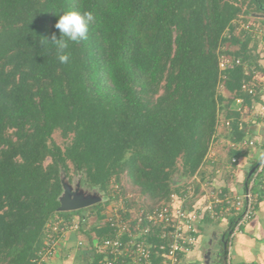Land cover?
Wrapping results in <instances>:
<instances>
[{
	"label": "trees",
	"instance_id": "obj_1",
	"mask_svg": "<svg viewBox=\"0 0 264 264\" xmlns=\"http://www.w3.org/2000/svg\"><path fill=\"white\" fill-rule=\"evenodd\" d=\"M65 11H89L93 21L61 64L40 38L59 36ZM252 14H264V0H0V264H30L50 224L84 218L58 211L74 179L111 196L126 173L147 210L189 187L175 178L202 181L218 122L236 136L239 115L229 109L259 101L254 78L264 65L251 46L254 25L241 18ZM222 56L232 59L225 70ZM106 206L93 205L98 224L80 228L90 245L107 235ZM234 220L212 264H227Z\"/></svg>",
	"mask_w": 264,
	"mask_h": 264
},
{
	"label": "built area",
	"instance_id": "obj_2",
	"mask_svg": "<svg viewBox=\"0 0 264 264\" xmlns=\"http://www.w3.org/2000/svg\"><path fill=\"white\" fill-rule=\"evenodd\" d=\"M231 60L222 56L219 69L225 70ZM242 89L248 90L249 94L252 92L246 85ZM224 126L229 127V123L226 122ZM253 146L252 141H243L231 143L230 148L238 150ZM235 164L236 159L232 158L224 170L231 180L235 174ZM197 182L199 193H195L194 185L189 186L172 193L161 208L124 211L114 206L104 207L100 225L107 229V235L89 244L87 264L92 263L95 257L98 258L97 264H183V256L197 245L206 223L227 225L229 219L234 218L228 234L229 244L232 237L240 233L256 214L257 191L264 189V158L255 165L240 194L227 191L210 181ZM83 217L81 220L76 216L70 223L57 220L50 224L43 247L30 264H45L53 258L66 235L77 234L84 227L87 217ZM84 242L81 237L75 248L82 247Z\"/></svg>",
	"mask_w": 264,
	"mask_h": 264
},
{
	"label": "crops",
	"instance_id": "obj_3",
	"mask_svg": "<svg viewBox=\"0 0 264 264\" xmlns=\"http://www.w3.org/2000/svg\"><path fill=\"white\" fill-rule=\"evenodd\" d=\"M254 80L261 87L259 101L252 102L250 106L242 104L241 100L233 103L229 110L239 115L237 135L229 136L223 124H220L218 135L210 145L207 162L201 169L204 179L200 182L210 181L235 194H240L244 190L246 178L255 165L264 158V75H256ZM243 141H252L254 146L238 150L230 148L231 143L238 144ZM232 158L236 159V164L235 174L231 180L224 170ZM258 191L255 216L244 225L240 233L232 237L228 244V264H264V189ZM86 212L81 215L84 216ZM87 214L89 213L87 212L85 216ZM225 229H227L226 223H206L201 229L197 245L183 256V264H201L198 259L200 251L203 255V263L206 264L204 257L207 251H210V255L214 254L213 249L224 237ZM78 239H81L79 233L67 234L59 243L54 257L48 259L45 264H82V262L87 264V252L83 254V251L75 248ZM208 264L212 262L209 260Z\"/></svg>",
	"mask_w": 264,
	"mask_h": 264
},
{
	"label": "rangeland",
	"instance_id": "obj_4",
	"mask_svg": "<svg viewBox=\"0 0 264 264\" xmlns=\"http://www.w3.org/2000/svg\"><path fill=\"white\" fill-rule=\"evenodd\" d=\"M241 18H242V20L246 21V23H245L246 24V28H248L250 25L251 26L254 25L256 36H254V43L251 44V46H256L255 53H256V55L258 57V63L260 65H264V38H263L264 28L262 26V22L264 21V14L263 15L262 14H257V15L256 14L255 15L252 14L250 16H247V17L244 16V17H241ZM229 49L234 50L235 48L229 47ZM219 91H223L221 87L219 88ZM220 124H222V122H218V126ZM53 138L58 144L61 143L60 138H59L57 133L54 134ZM48 162H49V160H46L44 165H47ZM200 175L201 174H198L197 176H195L194 180L190 179V180H187V181H178L175 178L174 182H175V184H178V185H189L190 186L192 183L195 185L196 183H198L197 181L201 180V176ZM66 185H67L68 189L71 192H76L77 194H86L87 195L86 198H90V199L99 198L100 201H102L101 202L102 204H104L106 202L108 207L114 206L116 208L123 209L124 211H126V210L128 211V209H132L134 211L145 210V209L147 210V207H149L148 205L151 204L150 202H148L145 199V197H143L138 192V190L134 186H132L130 184L126 173H122L120 175L118 183H116L114 181L112 182L111 188H110L111 191H112V195H111L112 198H111L110 195L104 196L103 194L97 193L95 191H86V190L79 189L77 187V185H76L75 179L73 180V183L71 185H68V184H66ZM110 198H111V200H110ZM91 207L92 206H89L88 208L82 209L80 211H82L81 213H83L85 210H87V212H88V210ZM85 214H84V216H85ZM85 217H87L88 220H86V222L83 224L84 225L83 228L87 232H89V230L94 225L98 224V220L95 219V216L94 217H90V216H88V214ZM82 238H84V237L82 236ZM84 241L85 242L83 243V246L77 249L79 251H83V254L86 253L87 250L89 249V243L86 240V238L84 239ZM214 250H215V247L213 249V253H214ZM69 258H71V257H69ZM198 259H199V263L204 264L203 263V261H204L203 260V255H202L201 251L199 252ZM69 260H71V259H69ZM213 260H214V254H211L210 255V261L213 262ZM87 262H88V259H87ZM82 264H83V262H82Z\"/></svg>",
	"mask_w": 264,
	"mask_h": 264
},
{
	"label": "clouds",
	"instance_id": "obj_5",
	"mask_svg": "<svg viewBox=\"0 0 264 264\" xmlns=\"http://www.w3.org/2000/svg\"><path fill=\"white\" fill-rule=\"evenodd\" d=\"M93 21V15L89 11H65L58 16L54 28L59 31V36L55 32L49 36L40 38L41 48L51 46L56 59L61 64H66L70 60L67 52L69 43H79L88 39L89 24Z\"/></svg>",
	"mask_w": 264,
	"mask_h": 264
},
{
	"label": "water",
	"instance_id": "obj_6",
	"mask_svg": "<svg viewBox=\"0 0 264 264\" xmlns=\"http://www.w3.org/2000/svg\"><path fill=\"white\" fill-rule=\"evenodd\" d=\"M86 197H87L86 194H77L76 192H71L68 189L67 185L63 184V193L59 199L60 207H59L58 211L59 212L79 211L82 209H86L89 206H93L95 204L102 202V201H100L99 198L90 199V198H86ZM221 240H223V238ZM204 259H205L206 264H208V262L210 260V251H207Z\"/></svg>",
	"mask_w": 264,
	"mask_h": 264
}]
</instances>
